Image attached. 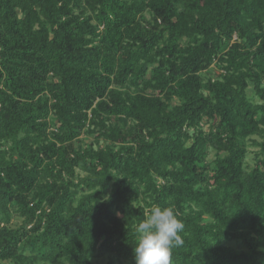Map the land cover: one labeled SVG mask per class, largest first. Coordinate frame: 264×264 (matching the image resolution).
<instances>
[{
    "label": "trees",
    "instance_id": "16d2710c",
    "mask_svg": "<svg viewBox=\"0 0 264 264\" xmlns=\"http://www.w3.org/2000/svg\"><path fill=\"white\" fill-rule=\"evenodd\" d=\"M153 206L172 264H264V0H0V264H135Z\"/></svg>",
    "mask_w": 264,
    "mask_h": 264
},
{
    "label": "clouds",
    "instance_id": "9594fccd",
    "mask_svg": "<svg viewBox=\"0 0 264 264\" xmlns=\"http://www.w3.org/2000/svg\"><path fill=\"white\" fill-rule=\"evenodd\" d=\"M183 229L172 207L153 206L136 228L135 264H172V249L183 244Z\"/></svg>",
    "mask_w": 264,
    "mask_h": 264
},
{
    "label": "rangeland",
    "instance_id": "374dc122",
    "mask_svg": "<svg viewBox=\"0 0 264 264\" xmlns=\"http://www.w3.org/2000/svg\"><path fill=\"white\" fill-rule=\"evenodd\" d=\"M147 20L151 19V15L149 13L146 14ZM223 70L217 65V64H213L210 69L207 72H203L202 76L204 77V79H208V78H212L215 79L218 75H220ZM248 94L250 97L254 98V103L256 104H261L262 101L260 98L254 96V92H253V87H249L248 88ZM131 122H128V125H130ZM202 128H204L205 131L209 130V124H205ZM262 140L257 137V136H252L251 138H249L246 141L247 144V155L244 161V168L246 172H251L259 159L263 158V155L260 152V147H258L255 143H260ZM98 141L96 140V137L94 135H89L88 133H84L78 141H76L75 144H77V146L80 147H87L90 144H94V148L97 149L99 147L104 148L107 145V142H105L104 140H100L99 144L97 143ZM218 156V151H216L215 149L209 148L208 149V156H207V163L213 167L214 166V162L216 160ZM77 177H85L86 173L81 171V170H77L76 172ZM134 204L136 205H144L145 202L143 201V198L141 197L140 199H138ZM23 224V219L20 218L18 215H15L13 218V221L11 223V226L13 228H18ZM27 256V262L26 264H61L60 262H52L50 260L44 259V257H42L41 255L36 254L35 252H31V251H27L26 253ZM119 259L116 258V256L114 254H104L101 256H98L94 259V264H120ZM3 264H18L16 262H6ZM121 264H128L127 262L122 261Z\"/></svg>",
    "mask_w": 264,
    "mask_h": 264
}]
</instances>
